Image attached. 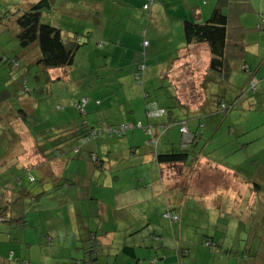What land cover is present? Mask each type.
<instances>
[{
	"label": "rangeland",
	"instance_id": "rangeland-1",
	"mask_svg": "<svg viewBox=\"0 0 264 264\" xmlns=\"http://www.w3.org/2000/svg\"><path fill=\"white\" fill-rule=\"evenodd\" d=\"M28 1L26 0V2ZM13 2L16 1L0 0V17L11 10ZM91 10L95 12V9H88L85 17L63 19L62 23H58L61 19L57 15L49 16L50 22L46 20V17L41 20L44 24L59 26L63 32L65 31L64 35L68 34L66 32L68 31V35L76 34L77 38L83 39L71 66L43 70L44 72H41L42 69L40 66V68L38 67L37 61L28 66L30 62L25 59V52L19 47L14 37L13 29L15 28L11 21L3 20L4 24L0 26V28H6L0 37V195L5 197L8 194L6 199L0 198L7 201L6 205L9 209L6 211V216L8 218L18 219L25 216L28 223L25 232L22 233L16 227L9 230V227L0 223V247L4 248V258H7L8 261L5 264H11L10 262L12 264H41L39 263V259L41 260L39 252L47 250L48 254V249L41 245V241L47 240L48 236L53 238V235L51 232L42 235L40 231L44 230L45 225H51L53 220L39 222L41 220L39 214L53 209L57 211L55 216L56 236L62 237H55L51 242L45 243L51 246L50 255L54 257L49 260V263L75 264L74 259L77 261L84 259L86 262H90L89 258L93 256L85 250L88 246L78 252L72 247L77 239L89 240V235L82 229L86 225L87 219L78 216L73 221L68 216V211L70 209L79 210V198L82 196L87 203L92 202L91 198L94 195L105 196L93 188L90 193H87L85 186L89 179L93 181V185H99L104 174L110 176V170L108 172L107 169L101 170L96 166H99L100 160L107 161L106 147L114 151V146L125 143L122 137L108 140L105 134H102L82 145L78 156H73L72 153L75 143L60 147L61 153L57 157L58 162L63 163L66 168L69 166L68 173L62 178H70L75 163L83 159V156H88L89 152H95V143H98L99 146L97 147L99 151L96 152L98 155L93 153L98 156L99 163L97 164L98 161H96L95 164L87 159L90 171H94L92 172L94 173L93 177H90L92 174L87 172L86 164L75 167L77 174H80L78 172H82L83 175L88 174L87 178L89 179H83L82 176L77 177L75 180L77 186L73 188L59 186L60 181L57 183L59 178L46 179L34 167H24L25 164L20 159L26 149L25 145H21L23 142L25 143L30 137L42 138L45 136L41 135L42 133L53 134V131L60 125L72 129L75 125L80 124L83 117L88 118L89 126L94 129H99V125L104 123L108 127L115 128L124 116H127L132 123L137 122L138 118L143 121L147 114L146 112L143 115L144 104L146 110H154L153 105L145 103L152 99L159 102L157 106L162 105L170 108L174 113H181L178 108L173 107L175 100L173 88L166 87V75L163 78L160 76L166 72L164 67H166L165 61L169 58L168 53L173 52L177 46L185 45L183 30L181 29L180 39H170L163 32L154 34L152 30H149L144 39L142 33L148 28L147 12L141 11L140 16L133 19L134 22H128L127 16L119 12L120 9L116 6H107L100 15H93ZM115 12H118L117 16H114ZM162 15L166 16L165 13ZM140 19L141 23H139ZM88 27L90 28L87 31ZM124 33H126L125 39H120V34ZM173 35L174 32L170 31L169 36ZM248 38V43L256 42V44H251L255 49H264V39L259 38L258 34H249ZM143 41L150 43V47L145 48V57L143 56ZM99 43H103L105 47H98ZM112 46L119 48L117 56L110 55ZM28 53H31V48L28 49ZM144 58H146L145 65L149 67L144 80L137 82L132 66L143 61ZM11 60H16L15 64ZM156 64H159L158 72L151 69L152 65ZM206 75V73L204 75L202 73L200 78H205ZM245 80L246 76L242 72L233 73L227 83H223L224 80H222L221 90L226 92L222 97L218 93V85L208 80V82L205 81L201 87H198L200 94L204 93L202 97L204 101L190 104L194 107L187 105L185 109H187L188 115L184 111L183 114H180L181 116L175 117L174 122L167 125L169 131L162 136L158 147L159 152H170L173 149L172 151L175 153L184 152L190 154L189 156L193 154L194 159H198V161L203 159L212 166L211 168L216 163L217 166L219 163H223L227 168H233L238 173L240 182L242 181L240 183L242 192L240 190L236 197L216 193L215 188H211V186L203 196L204 199H200L198 194L195 195L194 192L188 194L187 188L181 189L180 187L178 200L172 199L173 202L177 201L182 204L181 210L177 211L179 220L169 221L171 224L167 226V236L161 235L159 231L154 233L156 236H163V250L171 253L169 255L172 256L171 259H174V264H187L192 261H194L193 264H220L217 259L222 254L218 253V249H212L203 243L206 237L213 238L215 234L216 241L224 240V236L227 235L228 245L224 243V246L239 251L241 255L245 253L243 250L246 246L253 244L256 253L262 252L263 257L260 264H264V232L261 241H259L260 238L255 236H257L256 234L260 235L261 231L257 233L250 231L251 228L255 229L258 226L260 229L264 228V218L262 217L264 214V95L258 92L259 83L255 78L251 81L258 86L257 90L253 92L250 89V80L248 82ZM142 90L149 93L151 99H143ZM190 93L193 94L191 88ZM168 95L171 98H168ZM234 95H236L237 101L233 105L228 100ZM124 96L127 98H123ZM82 99L89 100L85 116L75 105ZM110 99L113 101L111 102ZM124 99L126 102H123ZM96 101L112 106L108 109L104 104H94ZM218 102H220L219 105H217ZM222 104L226 108L222 107L224 106ZM116 106L128 112H120ZM204 110L210 115L199 114V111ZM102 113H105L106 121L103 120ZM161 117L166 118L165 115L151 116L150 122L162 120ZM180 122H185L186 129L190 132L195 127L197 128L198 139L193 147L188 144L184 145L186 148L180 146L182 136L179 133ZM240 125L246 129L243 136H238L240 135L238 133ZM232 130L235 133L234 136L229 133ZM22 140L23 142H21ZM250 142L252 143L249 146L252 147L249 152L240 150L233 152L231 157H224L231 149L235 148L236 150L239 147L238 144ZM163 145L170 150L162 149ZM221 145L223 147H220ZM47 147L50 150L47 153L54 150L52 144ZM53 154L56 155L55 152ZM197 156L198 158H196ZM192 163L193 159L189 157L188 166L194 165ZM199 192L202 194L201 190ZM41 194H45V196L37 201L36 197ZM88 194H90V200H87ZM112 197L110 195L105 198L111 199ZM1 203L4 204V201ZM148 203L151 205L152 211L146 216H150L154 222L162 218L163 213L164 215L168 213L165 206L159 204L158 200ZM96 207L95 204H90L84 210L90 214L96 212ZM127 212H125V216H129L130 212ZM135 217L138 218L133 213L128 220L134 222ZM106 224L105 229L108 227ZM8 231L9 233H6ZM149 234H152V231ZM149 234L147 239L155 240L153 236L149 239ZM24 236L28 241L34 243L32 247L26 248L20 243H15L12 239L9 240V238H16L22 243ZM179 236H183V238L178 239ZM131 237L126 238L130 240V242L127 241L128 244L132 242ZM136 237L140 243V236L137 234ZM173 239L182 240L180 244L184 247V252L180 251V248L174 247ZM166 240L168 241L167 245L164 244ZM155 244L152 249H144L143 254L147 255L152 250L151 258H154L155 253L161 250L159 247L156 248ZM105 251L107 252V250ZM11 252L15 254L14 257ZM99 255L103 254L99 253ZM241 255L228 257L229 264H248ZM255 262V259L251 260L250 264H255Z\"/></svg>",
	"mask_w": 264,
	"mask_h": 264
},
{
	"label": "crops",
	"instance_id": "crops-1",
	"mask_svg": "<svg viewBox=\"0 0 264 264\" xmlns=\"http://www.w3.org/2000/svg\"><path fill=\"white\" fill-rule=\"evenodd\" d=\"M15 1L16 2H13L11 4V10H15L17 8H28L31 4L37 2L38 0H29L28 2H26V0ZM146 1L147 0H50L51 8L42 12L41 20L46 17V20L50 22L51 20L49 16L51 17L52 15H57L61 19L58 23H62L63 19L67 20L68 18L73 17H85L88 9H95V12L91 10V13L93 15H100L103 13L107 6H116L120 9L119 12L127 16L128 22H134L133 19H136V16L139 17V13L141 11L147 12L146 15H148L149 19L148 28L142 33V37L144 39L147 37L149 30H152L154 34H160L163 32L164 34H166L165 36L169 37L170 39H180L181 29L183 30L182 27L185 21L196 24L204 23L211 17L213 11L218 8L229 18L227 46L225 50V72H215L209 69L211 54L206 44L186 45L185 43L184 46L175 47L173 49V52L168 53L169 58L165 61V74L162 73L161 76L159 75L160 78H163V76L166 75V87L173 88V97L175 98V100L173 101V107L178 108L181 112L180 114H183L185 111V114L188 115V111L187 109H185L187 105L193 106L190 104H197L204 101L202 98L204 93L200 94V89L198 87H201L207 80L218 85V93L220 97H222L226 93L221 90L222 80H224L223 83H227L231 75L235 72H242L246 76V82H248L249 80L251 81V79L255 78V80H257L259 83L258 92L264 95V49H255L254 46H251V44H256V42H247V40L249 39V34H258L259 38L264 39V25H262L260 29L258 27L261 21L264 20V4L262 0H154V3L150 6V8L145 11L142 7L144 4H146ZM117 13L118 12H115L114 16H117ZM163 13H165L166 16H163ZM10 21L15 28L13 29V33L16 39L18 29L14 25L15 23L13 21V18L10 19ZM139 23H141V19L139 20ZM0 26H2L1 23ZM51 26L60 29L62 34L65 32H63L62 29L59 28V26H55L54 24ZM4 28H0V37L6 31L4 30ZM89 28L90 27L87 28V31L89 30ZM170 31L174 32L173 36H169ZM66 32L69 34L68 31ZM96 32H98V30H96ZM68 34L63 35L66 38L78 37L76 34H74L73 36H70ZM125 36L126 33L120 34V39H125ZM77 40H79L80 42L83 41V39L81 38H77ZM147 46L150 47V43H148ZM98 47L105 46L103 43H99ZM146 47H143L144 57L146 56ZM118 50L119 48L112 46V52L110 53V55L112 57L117 56ZM23 51L25 52V59L27 60V62H30L28 66H31V63H35L39 58L37 47H31L30 54L28 53V49ZM2 60L4 61V58H2ZM11 61H13V64H15L16 60ZM145 63L146 58H144L143 61L138 62V64L133 65L132 68L134 70V73L139 70V66L141 64ZM39 66L40 65H38V67ZM148 67L149 66H146L143 72V80ZM151 69L158 72L159 64H156L155 66L152 65ZM41 72H44L43 69ZM134 73L133 75H135ZM202 73L203 75L205 73L207 74L205 78H200ZM190 88L193 94L190 93ZM23 89L20 90L24 91ZM142 94H144L143 99H151V97H149V93H146L142 90ZM126 96L128 97L129 94L127 93ZM127 97L124 96L123 98ZM167 97L171 98V96L169 97V95ZM233 97L228 101H230L234 105V103H236L237 101V97L236 95H234ZM86 100L87 101L85 107H83V112L80 111V113L84 116L86 114V109L89 103V100ZM110 100L111 102L113 101L112 99ZM123 102H126L125 99L123 100ZM145 103H150L154 106V108L158 110H166V118L163 119V117H161L162 120L150 122V117L146 114L147 111L144 104L143 115L144 113L146 114V119L141 121V118H138L137 122H135L140 123L143 129L136 128L127 132L124 136H122L125 143L120 146H114V151L106 147L107 150L105 156L107 161L100 160L99 163L97 158L98 154L96 153L99 151V148H97L99 146L98 143H95V152H89L88 156H83V159L75 163L70 178H62L68 173L69 166L66 168L64 167L63 163L58 162L57 157L61 153V150L59 151V148L67 146L71 143H75L76 145L72 149L73 156H78L80 154L82 144L79 143V139L87 131L94 128L89 126V120L87 117H83L80 124L75 125L74 127H72V129H68L63 125H60V127L58 126V128L53 131V134L47 135L42 133L41 135H45L44 137L42 136V138L37 139V137H30L29 140H26L25 143L23 142V140L21 141L23 142L21 145H25L26 148L23 156L20 158L25 164L23 166L36 168L46 179L50 177L59 178L57 183H59L60 181L59 186L62 187L69 186L75 188L77 186V182L75 180L79 176H82L83 179H89L87 178L88 174L83 175L81 174L82 172H78L80 174H77L75 172V167H81L83 164H86L87 172L92 174V176L90 177H93L94 173L92 172L94 171H90L88 163L89 161H91V156L93 155L96 156V161H98L97 164L99 163V166H96L97 168L101 170L107 169L108 172L110 170V176L104 174L101 184L93 185V181L89 179L87 185L85 186L87 188V193H90V190L93 188L95 190H98L105 196L94 195L93 198H91L92 202L87 203L85 199H83L84 196H82V193H80V195L82 196L79 198L80 211H76L75 209H70L68 211V216L73 221L74 219L76 220V217L78 216H82L87 219V223L82 227V229L89 235V240L77 239L75 240V244L72 247L76 252H78L80 249H84L88 246L85 250L90 253L89 255L93 256L89 258V263L86 262L83 258L82 261H77L74 259L75 264H174V259H171L172 256L169 255L171 253L163 250V236H156L154 234L155 231H159L161 235L167 236L166 231L168 230V224H171L169 222L170 220H167L164 217V213L162 218H159L157 222H154L150 216H146V214L152 211V207L148 202L152 203L153 201L158 200L159 204H162L163 207L165 206L168 213L178 216L177 211L181 210L180 206H182V204L177 203V201L173 202L172 199L178 200L180 196V187L181 189H184V187L187 188L188 194H190L191 192H194L195 195L198 194V196L201 197L200 199H204L203 196L211 186V188H215L216 193L227 194L230 197H236L240 190L242 192V186L240 185L242 181L240 182L238 173L233 170V168H227V166H224L223 163H219V166H217L216 163L213 169L211 168L212 166H210L208 162L203 161V159H200L199 161L198 159H194L193 154L192 156H188L184 163H159L157 161L158 155L173 152L172 148L170 152L158 151V147L162 140L163 134L169 131V127L167 125H169V123H173L175 117L181 115L177 114L176 112H172L173 110H171L170 108L163 107L162 105L157 106L159 104L157 100L152 99L145 101ZM77 104L78 103H75V105ZM94 104L102 105L104 103L96 101ZM219 104L220 102H218L217 105ZM104 105L105 107H108V109H110L112 106L110 104ZM116 108L118 107L116 106ZM118 110L120 112L123 111L124 113L128 112L123 108H118ZM102 114L103 120L106 121V119L104 118L105 113ZM199 114L210 115V113L205 112V110L199 111ZM125 122L132 123L127 116H124L123 118H121L119 125ZM183 125L186 127L185 122L179 123V133L182 135L180 139V146L182 148H186L184 147V145L188 144L193 147L198 139L197 128L195 127L192 132L186 129V133H181L180 129ZM104 127H108L106 123L99 125V129H102ZM148 127L151 128L152 136L159 137L156 145L150 143L151 137L144 131V129ZM245 132L246 129L240 125L238 128V133H240V135L238 136H243ZM229 133L232 136H234L235 134L233 130ZM105 137L110 140L115 139L116 136L110 137L105 134ZM117 138L120 139V137ZM252 142L247 144H238L239 147H237L236 150L235 148L231 149V151L224 157H231L233 156V152L235 153L240 150L249 152L250 147H252L249 145ZM51 144L53 145L54 150H52V152L50 153L53 154L55 152L56 155L47 153L50 151L47 145ZM220 147H223V145H221ZM76 148H79V151L77 154H74V150ZM162 149H167V151L170 150L169 148H166L165 145H163ZM93 153H96L97 155ZM189 157L193 159L192 164L194 165L188 166ZM196 158H198V156ZM91 162L96 164V162ZM195 189H198L199 191L201 190L202 194H199L200 192L198 190L196 191ZM7 195H5V197L0 195V197L6 199L8 197ZM89 195L90 194H88L87 196V200H90ZM110 195L113 196L111 199L105 198L106 196L109 197ZM43 196H45V194H41V196L36 197V200L38 201L39 198ZM2 198H0V208L5 207L4 214L6 215V211H8L9 208H7L8 206L6 205L7 201L3 200ZM1 201H4V204H2ZM90 204H95V206L97 207L96 212L89 214V212L84 209H86V207H88ZM126 211L130 212L129 216H125ZM43 212L45 213L39 214V216H41V220H39V222H45L49 219H52L53 223L49 226L45 225L44 230L40 231V233L43 235L45 233L51 232L53 238L62 237L56 236L57 222L55 221V216L57 211L53 209ZM133 213H135L138 218L135 217V221L130 222L128 218L131 217ZM262 215V217L264 218V214ZM6 218L8 217L6 216ZM8 220L10 221L4 222V219H0V223L5 224L7 227H9V230H12L14 227H16V229H18L20 233L25 232V228L28 225L25 216L19 217L18 219L8 218ZM105 223L108 224L107 229L104 228ZM95 230L96 232H94ZM150 231H152V234H149ZM250 231H255V233L261 231L260 235L256 234L257 236H255L256 238L259 237V241H261L264 228L260 229L258 226L255 229L251 228ZM6 233H9V231ZM122 233L124 234L122 235ZM135 234H138L140 236V243L138 242V238ZM148 234L150 236L149 239H151V236H153L155 240H148ZM133 235L135 236L131 237ZM129 236L132 240L131 244L127 243V241L130 242V240L126 239ZM53 238H50L48 236L47 240L41 241V245H44L45 249H48V254L46 253L47 250L39 252L41 257V260L39 259V263L48 264L49 260L54 258L50 255L51 246L45 244L47 242H51ZM182 238L183 236L178 237V239ZM11 239L14 240L15 243H20L23 245V247L26 248L32 247L34 245V243L28 241L25 236L23 237L22 243L16 238H9V240ZM207 241L213 242V247H215L214 249L217 248L218 253L224 255L218 256L217 260L220 264H223L224 262L225 264H229L228 257H239L241 255L239 251H234L224 246V243L228 245L227 242L229 241V239L227 238V235L224 236V240L221 239L219 241H216V234L213 236V238L210 236L206 237L203 243L205 246L211 247L209 244H207ZM167 242L168 241L166 240L164 244L167 245ZM181 242L182 240H174V247L180 248V251L184 252V247H182V245L180 244ZM158 243L160 244L157 245ZM153 244L156 245V248L159 247L161 250L155 253L156 256L154 258H151L152 250H150L147 255L143 254V250H149V248L152 249ZM47 246L48 248H46ZM245 249L243 250L245 253H243V255L241 256L248 264H250L251 260L254 259L256 260L255 264H260V262H262V252L256 253V251H254L253 244L248 247L246 246ZM105 250H107V252ZM99 253H102L103 255L100 256ZM104 253H107V255H104ZM11 254L14 257L15 254L13 252H11ZM196 254L198 253L196 252ZM4 255V248L2 249V247H0V264H5L6 262H8L7 258H4ZM254 256L255 258H253ZM169 258L171 260H168ZM10 263L12 264V262ZM193 263L194 261L187 264Z\"/></svg>",
	"mask_w": 264,
	"mask_h": 264
},
{
	"label": "trees",
	"instance_id": "trees-1",
	"mask_svg": "<svg viewBox=\"0 0 264 264\" xmlns=\"http://www.w3.org/2000/svg\"><path fill=\"white\" fill-rule=\"evenodd\" d=\"M51 8L50 0H38L28 8L10 10L0 17L3 20L13 18L18 29L16 40L21 49L37 47L39 58L37 64L44 71L69 67L73 64L75 54L81 47L77 37L66 38L60 29L41 22V14ZM228 17L216 8L211 17L201 24L185 21L183 35L186 45L206 44L211 54L209 69L215 72H225V50L227 46ZM262 27V26H260ZM259 27V29H260ZM87 131L86 136L91 130ZM81 136V137H83ZM188 153L171 152L157 156V161L164 164L184 163ZM5 207L0 208V219L9 222L4 214ZM23 222V221H22ZM213 247L214 243L207 241Z\"/></svg>",
	"mask_w": 264,
	"mask_h": 264
},
{
	"label": "built area",
	"instance_id": "built-area-1",
	"mask_svg": "<svg viewBox=\"0 0 264 264\" xmlns=\"http://www.w3.org/2000/svg\"><path fill=\"white\" fill-rule=\"evenodd\" d=\"M262 2L264 4V0H262ZM153 3H154V0H147L146 4H144L143 7H142L143 10L147 11ZM262 25H264V20L261 21V23H260V25L258 27H260ZM147 45H148V42L147 41H143L142 46L146 47ZM145 68H146L145 64H141L139 66V70L135 73V80L137 82H140V81L142 82V80H143V72H144ZM257 86L258 85L254 84V83H252V81H250V89H251L252 92L254 90L255 91L257 90V88H256ZM86 101H87L86 99H82V101L76 105V107L79 109V111L83 112V107H85ZM222 107H225V106H222ZM153 109H154L153 111L146 110L147 111V115L149 117H151V116H162V115L167 114L166 110H158L156 108H153ZM136 128H140V129L142 128L140 123L135 124V123L125 122V123H122V124L118 125L115 128L106 127V128H102V129H93L86 136L81 137L79 139V143L83 145V144L87 143L89 140H91L93 138H96V137H99L102 134H106V135H108L110 137H115V136L116 137H122L127 132H129V131H131L133 129H136ZM144 131H145V133L147 135H149L151 137L150 143H152L153 145H156V143L159 140V137L158 136L154 137V136L151 135V128L150 127L145 128ZM186 131H187L186 127L183 125L181 127V129H180V132L181 133H186ZM78 151H79V148H76L74 150V154H77ZM96 160H97L96 156H94V155L91 156V161L96 162ZM164 217L166 219H169L170 221L179 220L178 216L172 215L170 213L165 214Z\"/></svg>",
	"mask_w": 264,
	"mask_h": 264
}]
</instances>
